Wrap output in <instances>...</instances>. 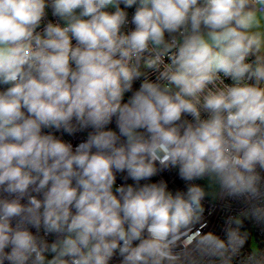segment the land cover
Returning <instances> with one entry per match:
<instances>
[{
	"label": "clouds",
	"instance_id": "obj_1",
	"mask_svg": "<svg viewBox=\"0 0 264 264\" xmlns=\"http://www.w3.org/2000/svg\"><path fill=\"white\" fill-rule=\"evenodd\" d=\"M121 4L136 6L130 22ZM48 8L58 22L38 31ZM258 11L264 0H0V264H229L244 244L233 217L225 238L175 248L202 219L205 177L264 222V59L246 62L264 48ZM145 53L159 75L133 91ZM219 73L234 83L209 89ZM171 170L184 190L141 184Z\"/></svg>",
	"mask_w": 264,
	"mask_h": 264
},
{
	"label": "built area",
	"instance_id": "obj_2",
	"mask_svg": "<svg viewBox=\"0 0 264 264\" xmlns=\"http://www.w3.org/2000/svg\"><path fill=\"white\" fill-rule=\"evenodd\" d=\"M120 7L123 8L128 13V19L130 22L136 6L134 5L131 8H124V5L121 4ZM256 7L257 9H259L261 6L257 5ZM46 11H47V15L44 18V21L41 24V28L38 29V31H42L43 27L49 21L53 23L58 22L57 18L52 16L50 8H48ZM132 27L133 26L131 25V23H129L125 31L130 30ZM73 43H75V41H73ZM150 58H151V54L145 53L138 62L135 60L132 62L133 64L138 63L139 70L143 73V75L139 79L133 82L134 84L133 91L139 88L141 82L145 78L152 81H156L157 76L159 75L158 71L147 67V61ZM258 58L264 59V52L258 53L257 55L254 56H250L246 62L254 64ZM170 63L171 60L166 55L164 57V65H168ZM164 65H161L160 71H163ZM244 82L255 83V81H250V80H245ZM233 83L234 82L230 77H225L222 73H219L217 81L214 84L209 85L208 88L215 90L219 88H224L225 86H231ZM261 86H264V84H262ZM130 95L131 93L125 94L124 96L125 102L128 100ZM203 115L204 114L202 113V116ZM184 119L191 122L193 118L191 116H186L184 117ZM108 127L115 130L116 126L114 124V118H113V122L110 125H108ZM54 134L57 135L58 137H61L65 141L71 142L74 147L78 143L84 141L87 138L86 132H80L74 136H69L61 132H55ZM261 175H264V173H261ZM205 178L193 181V183L203 187L207 193L205 199L203 200L204 212L202 215V219L199 223L190 226L189 229L181 230L179 234V238L177 240V246L175 248V251L176 252L185 251L184 244L188 240L192 239L197 232L200 235L206 234L208 232H212L220 236L222 239L225 238V232H224L225 222L229 217H233L241 221L242 227L240 228V233L244 238V244L235 255L231 256L229 260V264H264V222L257 221L248 214L250 204H248L244 200L226 198L223 195L219 185L216 194H212V193L208 194L207 189L204 186ZM160 180L166 181L169 190L174 191L176 189H180V190L185 189V182L179 178L175 170L163 171L159 175L152 177L150 181H141V184L146 182H158ZM133 183L134 182L131 179L125 180L123 176L119 174L117 175L116 186H121L124 184H133ZM261 203H264V201H262ZM245 222H248L247 228L243 227ZM31 230L34 233L36 231L35 229H31ZM40 235L44 236V238L47 240L49 244L54 242L56 239L55 235L45 236L43 232H41ZM252 236H254V240L256 242V246H257L256 252L253 251L249 246ZM194 243L195 241H193V244ZM192 246L193 245H189L188 250H191ZM45 255L47 259H52L51 253H45ZM120 261L121 258L118 255H114L111 261L109 262V264H120ZM185 264H187V261H185ZM200 264H221V261L216 258L204 257L200 261Z\"/></svg>",
	"mask_w": 264,
	"mask_h": 264
},
{
	"label": "rangeland",
	"instance_id": "obj_3",
	"mask_svg": "<svg viewBox=\"0 0 264 264\" xmlns=\"http://www.w3.org/2000/svg\"><path fill=\"white\" fill-rule=\"evenodd\" d=\"M260 16H264V13H261L258 11L257 13ZM254 31H259L262 34H264V21H262L261 26L258 29H254ZM264 52V48L261 49L260 53ZM204 186L207 189L208 194H216L217 189H218V184L215 182L214 179L210 178V177H206L204 180ZM250 248L253 251H257V246H256V242L254 240V236H252L251 240H250V244H249Z\"/></svg>",
	"mask_w": 264,
	"mask_h": 264
},
{
	"label": "water",
	"instance_id": "obj_4",
	"mask_svg": "<svg viewBox=\"0 0 264 264\" xmlns=\"http://www.w3.org/2000/svg\"><path fill=\"white\" fill-rule=\"evenodd\" d=\"M244 228H247L248 227V222H245L244 225H243Z\"/></svg>",
	"mask_w": 264,
	"mask_h": 264
},
{
	"label": "trees",
	"instance_id": "obj_5",
	"mask_svg": "<svg viewBox=\"0 0 264 264\" xmlns=\"http://www.w3.org/2000/svg\"><path fill=\"white\" fill-rule=\"evenodd\" d=\"M134 85V84H133ZM124 101H125V99H124ZM114 124H115V118H114Z\"/></svg>",
	"mask_w": 264,
	"mask_h": 264
}]
</instances>
